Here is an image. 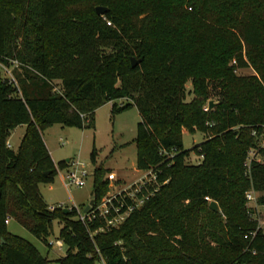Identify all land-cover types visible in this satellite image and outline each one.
Here are the masks:
<instances>
[{"label": "trees", "instance_id": "16d2710c", "mask_svg": "<svg viewBox=\"0 0 264 264\" xmlns=\"http://www.w3.org/2000/svg\"><path fill=\"white\" fill-rule=\"evenodd\" d=\"M13 61V78L0 73V264L52 263L7 229L8 217L47 244L57 219L67 245L57 264H94L95 247L107 264H264V232L245 197L252 188L264 204V159L244 165L257 147L250 128L264 122V0H0V65ZM248 65L255 73L235 72ZM210 89L217 98L204 110ZM109 100L112 113L136 106L135 162L150 180L119 226L90 236L103 218L84 223L40 194L68 164L52 159L42 131L83 127ZM19 124L14 149L6 140ZM184 129L205 138L184 148ZM191 151L199 162H187ZM108 184L96 166L94 202Z\"/></svg>", "mask_w": 264, "mask_h": 264}, {"label": "rangeland", "instance_id": "374dc122", "mask_svg": "<svg viewBox=\"0 0 264 264\" xmlns=\"http://www.w3.org/2000/svg\"><path fill=\"white\" fill-rule=\"evenodd\" d=\"M189 9V6H186ZM15 62L10 66L0 65V73L2 76L13 78V67ZM238 75L245 76L255 73L251 66L238 67L235 69ZM211 88V87H210ZM186 89H191V83L186 82ZM193 93H187L186 99H190ZM211 97L217 98L210 93L203 103V107L208 106ZM127 99L119 98L115 101L123 103ZM92 121L83 127L64 125L61 123H53L42 131L43 140L50 151L52 158L57 162L65 158H77L84 162L90 170L89 176L82 186L65 183V169L58 167L52 178L47 182H40L38 188L43 200L47 205L63 202L66 207L73 204L82 207L85 206L91 196L92 178L94 168L101 166L105 170V174H112L109 178L108 189L104 195L116 192L121 188L136 185L147 178V169L137 168L135 162V143L136 123L139 120V113L135 105L131 104L118 112H111V101L98 106L91 115ZM17 133V131H16ZM17 135L11 137L10 146L15 147L14 141ZM205 138L203 131L182 130V143L184 148H191ZM12 143V144H11ZM13 147V148H14ZM91 151L94 152L95 159L91 160ZM200 156L193 151L187 157V162L196 163L200 161ZM135 181V182H134ZM258 194V192H256ZM211 200V199H210ZM253 203V202H251ZM253 218H257V223L262 225L264 229V211L250 214ZM61 223L54 219L47 240H55L59 238V229ZM7 229L18 234L30 242H32L51 262L64 255L67 245L64 243L61 247L55 244H47L40 237L34 235L26 226L22 225L18 220L10 217L7 220Z\"/></svg>", "mask_w": 264, "mask_h": 264}, {"label": "built area", "instance_id": "2783aa9c", "mask_svg": "<svg viewBox=\"0 0 264 264\" xmlns=\"http://www.w3.org/2000/svg\"><path fill=\"white\" fill-rule=\"evenodd\" d=\"M107 23L109 24L110 21L107 20ZM203 108L204 110L208 109V107L206 106H204ZM206 123L212 124L213 122L207 121ZM250 133L251 135L256 137L257 147H250L247 151V155L244 160V165L246 166L247 171H249L250 162L253 158L258 161L264 159V154H260L258 152V148H264V122L251 126ZM6 144L11 147L8 141L6 142ZM67 161L68 164L64 167L65 183L74 184L76 186H82L85 183L87 176H89V174L91 173L90 170L87 168L84 162L80 161L77 158H69ZM107 176L108 178H110L112 177V174L109 173L107 174ZM148 180H150V178H148L147 176L146 180H144L143 183L140 182L133 186L129 185L126 188H121L120 190L109 193L108 195H102L98 202H94L93 199V202L89 204L86 209H84V206L79 207L75 204H73V206H70L69 209L75 207L77 217L84 223L95 217L103 218V225L89 230L90 236H92L95 232L99 230H103L104 227H117L125 220L126 216L130 213V211L134 207H138L139 205H141L143 200L147 197V193H143L142 190H144V184H146ZM256 196L257 193L252 188L245 191L247 205L249 207H253V209L255 210L253 214H255L256 211H264V204L257 203ZM127 199L129 200V202H127ZM56 207L64 208L66 207V205L63 202L48 205L49 209H53ZM257 227L262 228V225L258 223ZM262 230L264 232L263 228ZM48 244H55L56 246L61 247L64 244V241L62 238L59 237L53 241L49 240ZM95 252L98 257L95 259L94 264H107L104 257L100 253V250L97 247H95ZM91 255V253H88V256ZM51 264H57V262H52Z\"/></svg>", "mask_w": 264, "mask_h": 264}, {"label": "water", "instance_id": "95a60500", "mask_svg": "<svg viewBox=\"0 0 264 264\" xmlns=\"http://www.w3.org/2000/svg\"><path fill=\"white\" fill-rule=\"evenodd\" d=\"M94 9H95L96 13L102 14L106 11L107 7L104 5H96ZM137 62H138V59L135 58L134 56H131V64L134 65ZM212 103H213V101L209 100L208 106L211 107ZM68 159L69 158H66V160H68ZM92 202H93V198L89 199V202L84 206V209H86L88 207V205L91 204ZM208 206L215 211L219 209L217 202L213 199L209 200ZM63 210L65 212H67L69 210V208L64 207Z\"/></svg>", "mask_w": 264, "mask_h": 264}, {"label": "crops", "instance_id": "0c3cea01", "mask_svg": "<svg viewBox=\"0 0 264 264\" xmlns=\"http://www.w3.org/2000/svg\"><path fill=\"white\" fill-rule=\"evenodd\" d=\"M24 129H25V124H19V125H17V126H15L12 130H11V132H10V135L8 136V140L11 142V137H12V135H14V134H16L17 136L15 137L16 139H15V141H14V144H15V147L13 146V144H12V147H14V149L17 147V145L19 144V141H20V139H21V136H22V134H23V132H24ZM16 131H17V133H16ZM49 150V149H48ZM50 152V151H49ZM51 155V154H50ZM52 157V156H51ZM68 158V157H67ZM53 159V158H52ZM66 159V158H65ZM54 160V159H53ZM55 161V160H54ZM56 162V161H55ZM10 218V217H9ZM8 218V219H9Z\"/></svg>", "mask_w": 264, "mask_h": 264}]
</instances>
